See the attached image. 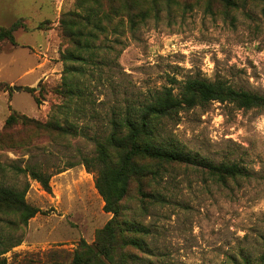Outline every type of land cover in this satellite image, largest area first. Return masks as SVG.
<instances>
[{"label": "rangeland", "instance_id": "obj_1", "mask_svg": "<svg viewBox=\"0 0 264 264\" xmlns=\"http://www.w3.org/2000/svg\"><path fill=\"white\" fill-rule=\"evenodd\" d=\"M159 1L157 15L108 33L95 55L67 64L79 69L73 81L80 94L58 107L54 88L66 66L59 17L75 0H0V27L20 17L25 24L14 31L17 45L0 44V183L26 187V201L38 209L23 227L7 231L20 240L4 254L8 264L67 263L80 239L93 241L111 213L95 187L96 171L81 160L95 155L96 141L128 106L150 102L163 86L178 91L190 77L264 93V2L225 9L213 0L208 9L207 0ZM12 110L42 122L56 117L69 133L54 137L21 124L3 130ZM162 123L165 143L197 160L237 163L241 174L220 182L197 165L164 164L131 180L125 214L149 230L141 235L145 251L134 249L132 262L231 264L242 256L255 262L264 250V107L211 101ZM26 165L50 173L49 191L17 169Z\"/></svg>", "mask_w": 264, "mask_h": 264}, {"label": "trees", "instance_id": "obj_2", "mask_svg": "<svg viewBox=\"0 0 264 264\" xmlns=\"http://www.w3.org/2000/svg\"><path fill=\"white\" fill-rule=\"evenodd\" d=\"M217 1L225 9H231L245 5L248 0ZM212 3L213 0H207L205 6L211 9ZM160 10L159 0H75L74 9L61 12L59 26L66 46L60 58L66 66L62 70L60 84L54 88L62 98V103L57 106L66 107L73 95L80 94L77 83L73 81L79 69L67 64L85 62V55H95L108 33L121 34L127 29L133 30L139 21L151 14L157 15ZM261 14L264 16V5ZM20 27L25 28L22 17L0 27V44L9 41L17 45L14 31ZM26 90L34 92L36 89L26 86ZM34 100L40 103L37 96ZM211 101L228 102L243 109L264 107V93L236 88L219 79L211 81L190 77L183 81L178 91L172 86H163L150 102L133 107L132 111L128 106L119 120L113 121L112 130L104 140L96 141L95 155L81 160L86 169L96 171L94 184L103 199V209L110 212L111 217L97 230L91 243L80 239L69 261L57 264H134L132 261L137 255L133 250L145 251L141 235L149 230L125 214L122 201L131 180L154 175L164 164L197 165L220 182L241 174L237 163L213 164L197 160L159 138L164 118ZM16 124L31 126L54 137L69 133L56 117L42 122L12 110L4 120L3 130H9ZM2 137L3 131H0V144ZM2 166L0 163V168ZM17 169L27 172L44 190H50V173L34 165ZM25 193L26 187L17 189L0 183V264H8L4 254L20 243V240H12L8 232L17 231L38 212L26 201ZM231 264H264V250L257 255L255 262L249 256H242L232 259Z\"/></svg>", "mask_w": 264, "mask_h": 264}, {"label": "water", "instance_id": "obj_3", "mask_svg": "<svg viewBox=\"0 0 264 264\" xmlns=\"http://www.w3.org/2000/svg\"><path fill=\"white\" fill-rule=\"evenodd\" d=\"M20 87L19 86H14V89L15 90H18Z\"/></svg>", "mask_w": 264, "mask_h": 264}]
</instances>
